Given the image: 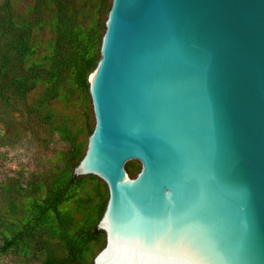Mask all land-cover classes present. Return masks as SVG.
<instances>
[{"label": "water", "instance_id": "1", "mask_svg": "<svg viewBox=\"0 0 264 264\" xmlns=\"http://www.w3.org/2000/svg\"><path fill=\"white\" fill-rule=\"evenodd\" d=\"M100 54L94 264H264V0H112Z\"/></svg>", "mask_w": 264, "mask_h": 264}, {"label": "rangeland", "instance_id": "2", "mask_svg": "<svg viewBox=\"0 0 264 264\" xmlns=\"http://www.w3.org/2000/svg\"><path fill=\"white\" fill-rule=\"evenodd\" d=\"M111 4L0 0V264H94L105 246L108 187L72 176L96 123L89 80Z\"/></svg>", "mask_w": 264, "mask_h": 264}, {"label": "trees", "instance_id": "3", "mask_svg": "<svg viewBox=\"0 0 264 264\" xmlns=\"http://www.w3.org/2000/svg\"><path fill=\"white\" fill-rule=\"evenodd\" d=\"M88 67H89V64H88V61H83V63L81 64V67L80 69L78 70V75H79V79L82 81V82H85L86 81V78H87V75H88ZM82 159V158H81ZM78 176L74 175L72 176V178H77ZM105 209V208H104ZM7 247L10 245L9 243L6 244Z\"/></svg>", "mask_w": 264, "mask_h": 264}]
</instances>
